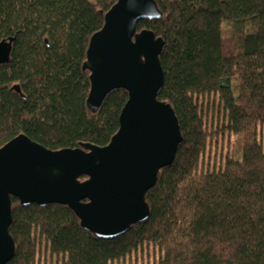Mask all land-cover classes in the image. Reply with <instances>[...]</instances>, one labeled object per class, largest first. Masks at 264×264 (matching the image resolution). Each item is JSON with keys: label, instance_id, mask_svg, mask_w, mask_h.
Returning <instances> with one entry per match:
<instances>
[{"label": "trees", "instance_id": "trees-1", "mask_svg": "<svg viewBox=\"0 0 264 264\" xmlns=\"http://www.w3.org/2000/svg\"><path fill=\"white\" fill-rule=\"evenodd\" d=\"M154 1L160 19L136 29L163 40L158 100L172 107L182 140L146 193L148 218L102 239L65 205L22 206L11 197L15 253L7 264H36L38 238L59 264H119L146 245L160 252L153 264H264V0ZM115 3L0 0V42L12 41L0 64V148L18 135L51 151L110 142L127 92L113 91L90 111L83 64ZM209 95L223 111L214 130L199 108ZM217 132L236 137L239 158L215 170L203 159Z\"/></svg>", "mask_w": 264, "mask_h": 264}, {"label": "water", "instance_id": "water-1", "mask_svg": "<svg viewBox=\"0 0 264 264\" xmlns=\"http://www.w3.org/2000/svg\"><path fill=\"white\" fill-rule=\"evenodd\" d=\"M160 17L154 0H116L90 38L83 64L90 80L87 108L96 112L113 91L127 92L119 128L106 146L51 151L18 135L0 148V264L15 253L11 197L22 206L65 205L84 230L102 239L148 218L146 193L182 140L172 107L158 100L163 40L136 29L138 22ZM11 42H0V64L9 61Z\"/></svg>", "mask_w": 264, "mask_h": 264}, {"label": "rangeland", "instance_id": "rangeland-1", "mask_svg": "<svg viewBox=\"0 0 264 264\" xmlns=\"http://www.w3.org/2000/svg\"><path fill=\"white\" fill-rule=\"evenodd\" d=\"M199 103L200 110L203 114L207 115L206 118L210 122V126L207 125V129L214 130L223 121V111L217 97L215 95L200 97ZM211 140L212 142L208 145L206 156L203 159L204 167L209 166L210 169L217 170L223 166L227 158H239V147L235 136L228 135L227 133L222 135L221 132H217ZM258 140H260L264 147V139H261L259 136ZM38 240L40 246L36 264H59L61 258L50 255L45 241L42 238H38ZM159 256L160 252L158 248L146 245L119 264H153L157 262Z\"/></svg>", "mask_w": 264, "mask_h": 264}]
</instances>
